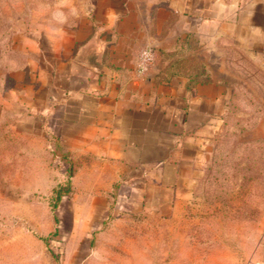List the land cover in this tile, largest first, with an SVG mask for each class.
<instances>
[{
	"label": "crops",
	"instance_id": "1",
	"mask_svg": "<svg viewBox=\"0 0 264 264\" xmlns=\"http://www.w3.org/2000/svg\"><path fill=\"white\" fill-rule=\"evenodd\" d=\"M41 12L9 26L2 124L37 136L46 157L57 139L89 217L123 200L200 205L223 129L264 139V0H54ZM146 45L155 58L139 74Z\"/></svg>",
	"mask_w": 264,
	"mask_h": 264
},
{
	"label": "rangeland",
	"instance_id": "2",
	"mask_svg": "<svg viewBox=\"0 0 264 264\" xmlns=\"http://www.w3.org/2000/svg\"><path fill=\"white\" fill-rule=\"evenodd\" d=\"M53 1L0 0V95L14 67L9 26L34 25L35 17L41 24L37 14ZM1 115L0 264H264L257 255L264 251V139L239 143L232 128L223 129L197 182L200 205L123 200L101 219L99 210L89 217L80 192L54 204L51 188L66 181V165L48 143L43 155L37 136L18 140ZM255 115L249 111L250 120Z\"/></svg>",
	"mask_w": 264,
	"mask_h": 264
},
{
	"label": "trees",
	"instance_id": "3",
	"mask_svg": "<svg viewBox=\"0 0 264 264\" xmlns=\"http://www.w3.org/2000/svg\"><path fill=\"white\" fill-rule=\"evenodd\" d=\"M251 121L253 122V119H251ZM252 122H250V123H252ZM250 123H248V124H250ZM233 130L235 132V129H233ZM237 134L238 133H234L235 136H237ZM52 156L54 159H57L58 161L63 163V165H66L65 171L67 172L66 181L63 184H59V185H56L55 187L51 188V192L56 194L55 203H54L56 205L57 200H59V198L61 196H63V194L71 191L70 179H71V176L73 174L74 165H73V161L68 157V154L62 149V147L58 143L57 139H54V141L52 142Z\"/></svg>",
	"mask_w": 264,
	"mask_h": 264
},
{
	"label": "built area",
	"instance_id": "4",
	"mask_svg": "<svg viewBox=\"0 0 264 264\" xmlns=\"http://www.w3.org/2000/svg\"><path fill=\"white\" fill-rule=\"evenodd\" d=\"M155 58V51L151 45L142 47L137 55L135 70L139 74L146 73L152 66Z\"/></svg>",
	"mask_w": 264,
	"mask_h": 264
}]
</instances>
